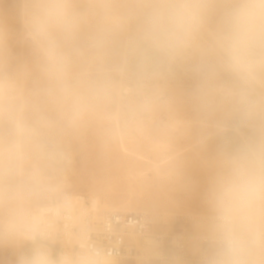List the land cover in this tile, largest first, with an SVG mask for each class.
<instances>
[{
    "label": "clouds",
    "instance_id": "clouds-1",
    "mask_svg": "<svg viewBox=\"0 0 264 264\" xmlns=\"http://www.w3.org/2000/svg\"><path fill=\"white\" fill-rule=\"evenodd\" d=\"M23 16L69 111L137 103L162 70L195 62L194 99L241 131L206 193L202 264H264V0H27ZM20 264L57 261L37 247Z\"/></svg>",
    "mask_w": 264,
    "mask_h": 264
},
{
    "label": "rangeland",
    "instance_id": "rangeland-1",
    "mask_svg": "<svg viewBox=\"0 0 264 264\" xmlns=\"http://www.w3.org/2000/svg\"><path fill=\"white\" fill-rule=\"evenodd\" d=\"M26 2L0 0V220H12L22 227L9 233L0 224V264H20L21 257L37 247L45 248L56 261L64 218L61 211L66 202L86 205L94 212L93 201L99 199L101 207L129 204L146 208L137 212L161 214L164 199L174 201L180 197L177 206L190 209L173 208L171 214L191 221L194 213L209 212L206 193L213 175L201 159L220 158L241 131L234 126L227 109L208 115L196 102L194 92L199 78L195 62L178 61L162 70L153 81L150 95L131 106L114 100L69 111L54 95L43 58L28 38L23 16ZM87 36L86 30L82 42ZM80 70H87L86 60ZM155 95L159 97L154 101ZM163 101L167 107L162 106ZM145 104L148 106L143 107ZM116 112L127 140L135 135L140 143L137 151L151 161L154 155L146 146L155 141L171 139L172 151L201 141L195 149L202 158L183 171L181 189L170 191L163 181L153 178L151 170L146 172L149 177L146 175L148 180L142 184L130 176L116 139ZM172 113L177 118L197 120L201 125L198 132L191 138L173 139L175 134L169 126ZM135 123H140V131ZM17 149L30 155L20 157ZM166 155L168 152L161 153L156 160ZM98 214L102 216L101 212ZM174 222L170 232L175 228ZM164 230L161 224L155 232ZM196 232L200 234L197 241L188 240L194 252L199 238L207 235ZM170 248L165 244L163 253H170ZM142 264L166 263L150 259Z\"/></svg>",
    "mask_w": 264,
    "mask_h": 264
},
{
    "label": "bare ground",
    "instance_id": "bare-ground-1",
    "mask_svg": "<svg viewBox=\"0 0 264 264\" xmlns=\"http://www.w3.org/2000/svg\"><path fill=\"white\" fill-rule=\"evenodd\" d=\"M2 85H5V84H2ZM9 86L7 87L5 86V87L8 88ZM157 96L159 97V95H155L153 100L155 99V97L157 98ZM163 97L165 96L163 95ZM150 103H153V102H150ZM161 104L163 107L168 106L167 105L168 103H165V101H163ZM146 106H148V104H145L143 107H146ZM131 109H133V107ZM183 111L184 110L182 109L181 113H183ZM174 113H172L169 117L170 129L173 130L174 131L173 133L175 134V135H172L173 139L191 138L196 133V131L198 132L197 127L201 125H198L197 120L192 119L190 117H184V116L177 118L174 116ZM104 119H106L107 122L109 121V119L106 117H104ZM114 121H115V127H117L116 128L117 129L116 139H117V143L119 147L120 156L122 158V163L125 165V167H127L126 170L130 174V176L138 180V182L140 181L142 184L148 180L146 177L147 175L146 172L148 170H151L153 173L152 174L153 178L159 181H163V183L169 188L170 191H175V190L177 191L181 189L182 186L180 184V181L183 176V171L186 170V168L191 167L197 160L202 158L201 155L195 149L197 148V146L200 144L201 141L198 140L197 142L196 141L191 142L188 145L184 147H179L174 151H172L173 144H172L171 139L163 140V141H155L154 143H152V145L146 146L147 148L150 149V151L154 155V161H151L148 156L141 154L137 151L140 143L135 140L134 138L135 135L131 137L129 140H127L120 126L119 112L118 113L116 112V115L114 116ZM138 124L136 125L135 123L134 125L139 127V131H140L141 125L140 123ZM202 127L208 128L204 126ZM211 128H213V126ZM131 131H132V128H131ZM184 134L185 136H183ZM17 151L20 157H24V156L28 157L30 155L25 150H24L25 152L23 151L24 153L22 151H19L18 149ZM165 152H168V155H166L162 160L157 161L156 160L157 156ZM219 159L220 158L217 157V158H211L209 161H207V160H204V158H202L201 162L203 163V165L208 167L207 168L208 172L214 175L215 172L217 171ZM142 167L143 168L145 167L146 169H142ZM133 182L135 183V180ZM175 199L176 200L174 201L169 200V198L164 199L162 201V210H161L162 213L154 214L158 216V218L160 219V224H162V226L165 229L164 232H161L162 234H168L170 232V228H171L173 221L175 220L176 217L180 215V214H171L170 212L171 209L178 208V209H182L183 211L190 209V208H183V207L179 208L177 206L178 205L177 203L178 202L181 203V198L176 197ZM93 202H94L93 204L94 212L96 213L101 212L102 216L110 212H118V211L120 212H135L136 211L137 212L138 210L144 211L146 209V208H140L138 206H132L129 204H124L122 206H117V207L115 205L105 204L103 205L104 207H101L99 199ZM100 207L102 208V210H99ZM70 211H73L72 214H69ZM61 212L64 214L63 215L64 218L61 219L63 223L61 226V229H62L64 244L72 245L73 240H74L78 245L81 246V248H84L85 246L84 244L87 238V228H86L87 225L85 223H86V219L92 215L93 213L92 209L86 205H77L75 203L66 202L62 206ZM13 214L14 212H12V215ZM208 217H209L208 211H202L196 214L194 213V216H192L191 221H193L195 225L193 227L191 224L192 233L188 234V240H191L193 242L197 241L198 235L200 234H197L196 230H199L200 232L207 234ZM0 224L4 228V230L9 233H13L14 230L20 231L22 229L21 226L17 225L12 220H9V221L0 220ZM73 229H76V232H73ZM129 242L136 245L137 253L135 254V256L129 259H121V260L104 257L102 259V264H142L143 262H147L150 259L163 260V261L167 259L165 263L172 264L171 261H168L171 259L170 253L168 252L164 254L162 251L163 247L157 245L156 243L154 244L152 240H146L143 242V241H139L136 237H131L129 239ZM83 259H84L83 264L91 263L90 258L88 259L87 256H85ZM177 264H180V263H177Z\"/></svg>",
    "mask_w": 264,
    "mask_h": 264
},
{
    "label": "built area",
    "instance_id": "built-area-1",
    "mask_svg": "<svg viewBox=\"0 0 264 264\" xmlns=\"http://www.w3.org/2000/svg\"><path fill=\"white\" fill-rule=\"evenodd\" d=\"M191 221L176 217L174 230L168 234L156 233L160 219L157 215L146 212H110L99 216L93 212L86 219L87 238L84 248L74 240L72 245L64 244L60 228V252L57 264H83L84 257L90 258V264H102V259H129L137 253L136 245L129 242L131 237L139 241L152 240L154 244L164 248L168 244L172 264H202V255L206 247V237L198 240L197 251L190 250L188 234L192 233ZM76 232V229H73ZM57 233V232H56ZM55 233V236H56ZM54 236V237H55ZM167 259L160 260L164 263Z\"/></svg>",
    "mask_w": 264,
    "mask_h": 264
}]
</instances>
